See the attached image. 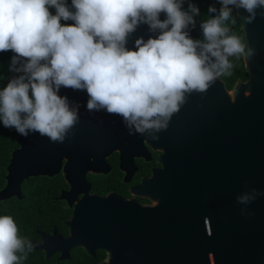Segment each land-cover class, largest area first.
Wrapping results in <instances>:
<instances>
[{
	"label": "water",
	"instance_id": "water-1",
	"mask_svg": "<svg viewBox=\"0 0 264 264\" xmlns=\"http://www.w3.org/2000/svg\"><path fill=\"white\" fill-rule=\"evenodd\" d=\"M201 1L208 7L214 3L191 0L198 7ZM235 15L242 42L254 50L252 57H242L245 80L226 89L217 78L204 92L185 93V102L165 129L141 134L163 153L158 157L159 178L153 185L142 183L153 204L89 196L86 210L74 209L66 221L73 233L65 241L88 253L105 251L98 264H264V8L257 9L250 23L243 9ZM160 18H165L163 13ZM194 30L187 29L191 37ZM154 35L141 23L129 34L127 47L134 48L138 37ZM60 94L79 106V119L63 142L38 132L17 134L0 201L20 198V183L28 177L55 174L63 154L80 162L88 154L90 138L102 133L104 141L109 131L119 140L120 133L134 136V125L130 134L121 116L104 109L88 111L86 91L61 88ZM68 165L63 166L66 180L73 178ZM72 186L59 198H66ZM253 190L258 193L254 200L237 201ZM33 247L42 248L45 257L50 253L42 244Z\"/></svg>",
	"mask_w": 264,
	"mask_h": 264
},
{
	"label": "clouds",
	"instance_id": "clouds-1",
	"mask_svg": "<svg viewBox=\"0 0 264 264\" xmlns=\"http://www.w3.org/2000/svg\"><path fill=\"white\" fill-rule=\"evenodd\" d=\"M218 2V14L200 23L201 40L187 31L200 15L191 0L187 9L185 0H0V52L14 53L9 71L15 73L0 89V122L24 137L38 132L63 142L79 119V106L60 94L70 88L86 91L88 111L121 116L130 134L133 125L141 134L165 129L185 93L204 92L231 75L229 57L254 55L229 24L233 9H243L252 22L264 0ZM208 12L217 9L209 5ZM141 23L157 35L138 37L128 48ZM256 195L253 190L237 201L247 204ZM32 248L14 219L0 216V264H21Z\"/></svg>",
	"mask_w": 264,
	"mask_h": 264
},
{
	"label": "flooded vegetation",
	"instance_id": "flooded-vegetation-1",
	"mask_svg": "<svg viewBox=\"0 0 264 264\" xmlns=\"http://www.w3.org/2000/svg\"><path fill=\"white\" fill-rule=\"evenodd\" d=\"M216 3L217 0H214L213 6L216 7L217 13L210 14L208 5L202 1L200 2V15L196 18L195 30L192 35L193 39H203L200 23L208 20L211 15L218 14L221 5ZM233 15L237 22L229 24L232 34L236 30H240L235 9L233 10ZM189 27L192 26L190 25ZM229 59L234 65L231 69V75L226 74L218 77L226 89H230L234 83L244 81L246 78L242 57L240 62L244 72L243 78L234 76L235 71L238 70L237 64L232 61V57H229ZM101 135L88 140V154L85 155L84 159L81 158V163L78 160L76 161L73 155L63 154L60 157L59 169L55 174L51 176H34L47 178V180L52 182L51 185H56L57 190V194L51 197L50 206L56 210V215L60 216V224L56 225L51 220L41 221L43 224H40L39 228H33L31 237L28 238L33 246L42 244V246H47L50 249L47 257H45V252L42 248L33 247L30 251L32 255H40L45 264H98L105 259L106 253L103 249L95 248L92 253H88L79 244H71L69 243L70 241H65L69 234L73 233L72 230L70 232L66 221L70 218L74 209L78 211L81 208L83 211L86 210L91 200L88 198L89 196L110 197L114 200H134L142 205L153 204L152 199L144 195L145 187L142 183L151 181L153 185L157 180L156 177L159 178L158 172L162 168V164L158 161V157L163 154L162 151L155 145L153 147L148 145L141 138V133H138L137 138L135 130L133 137L120 133V138H122L120 140L118 139L119 135H115V132L112 131L106 134L104 141V134ZM65 163L69 164L67 172H71L69 175L73 177L69 178V180L65 179L63 173ZM56 175L61 177L60 184H57L56 180L51 179ZM69 184L74 185L70 194L66 198H59L61 192L65 193L69 190ZM10 198L16 197L12 196ZM84 222L86 223L87 220ZM67 243L69 247H66Z\"/></svg>",
	"mask_w": 264,
	"mask_h": 264
},
{
	"label": "trees",
	"instance_id": "trees-1",
	"mask_svg": "<svg viewBox=\"0 0 264 264\" xmlns=\"http://www.w3.org/2000/svg\"><path fill=\"white\" fill-rule=\"evenodd\" d=\"M67 2L70 4L71 0H67ZM217 3H219L218 0ZM50 12L54 14L55 9L50 8ZM234 20L236 21L235 18ZM61 23L69 24V21L62 20ZM233 35H236L242 40L240 30H236ZM13 55L14 53L12 51L0 52V89H3L9 79L15 75V73L9 71V65ZM232 61L236 62L238 68L234 76L243 78L244 72L240 58L232 57ZM7 77L8 79H6ZM16 136L17 132L14 129L6 128L0 122V188L3 185V176L5 166L9 160V154L16 147ZM60 178V176L56 175L51 179L56 180L57 184H60ZM51 183L45 177L28 178L20 183L21 197L19 199L10 198L0 201V216L7 215L14 219L18 227V235L21 238L28 239L31 237L33 228H39L41 226L40 224H43L41 221L51 220L56 225L60 224V216L58 217L55 213L56 210L50 206V202L52 201L51 197L57 194L56 185H51ZM21 264H45V261L40 255H32L29 251L27 258Z\"/></svg>",
	"mask_w": 264,
	"mask_h": 264
}]
</instances>
